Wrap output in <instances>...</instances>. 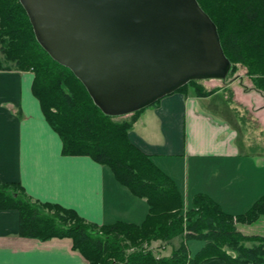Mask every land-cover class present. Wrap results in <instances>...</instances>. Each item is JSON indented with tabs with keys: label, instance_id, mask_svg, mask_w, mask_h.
I'll return each instance as SVG.
<instances>
[{
	"label": "trees",
	"instance_id": "1",
	"mask_svg": "<svg viewBox=\"0 0 264 264\" xmlns=\"http://www.w3.org/2000/svg\"><path fill=\"white\" fill-rule=\"evenodd\" d=\"M197 1L216 24L232 63L227 80L244 68L257 90L264 92V0ZM0 71L33 73L34 95L60 136L64 155L87 156L108 167L119 183L149 206L140 226H99L74 210L31 199L20 183L0 182V211L19 212L20 236L40 241L71 239L89 264H205L214 260L264 264V237L245 236L237 228L238 223L255 225L264 218V195L237 216L201 193L186 206L176 183L130 141L129 134L146 109L122 121L126 116L105 115L73 72L39 45L19 0H0ZM202 82L193 81L178 92L193 89L198 96H209L212 93ZM177 238L183 242L168 257L157 259L142 250L144 243L171 245ZM191 241L204 244L192 257ZM130 249L135 250L130 253Z\"/></svg>",
	"mask_w": 264,
	"mask_h": 264
},
{
	"label": "crops",
	"instance_id": "2",
	"mask_svg": "<svg viewBox=\"0 0 264 264\" xmlns=\"http://www.w3.org/2000/svg\"><path fill=\"white\" fill-rule=\"evenodd\" d=\"M34 80L31 72L0 71V182L20 183L31 199L74 210L99 226L142 225L149 213L146 200L92 158L64 155L34 95ZM204 82L212 94L202 97L190 89L165 97L141 113L129 138L176 183L186 206L201 193L237 216L264 195V150L242 137L239 114H251L264 130V106H241L229 98L227 81L221 87L217 80ZM19 231V212L0 211V264H89L71 239L40 241ZM182 242L175 239L165 254ZM188 245L191 257L204 247Z\"/></svg>",
	"mask_w": 264,
	"mask_h": 264
},
{
	"label": "water",
	"instance_id": "3",
	"mask_svg": "<svg viewBox=\"0 0 264 264\" xmlns=\"http://www.w3.org/2000/svg\"><path fill=\"white\" fill-rule=\"evenodd\" d=\"M39 45L107 116L152 107L232 63L197 0H19Z\"/></svg>",
	"mask_w": 264,
	"mask_h": 264
},
{
	"label": "rangeland",
	"instance_id": "4",
	"mask_svg": "<svg viewBox=\"0 0 264 264\" xmlns=\"http://www.w3.org/2000/svg\"><path fill=\"white\" fill-rule=\"evenodd\" d=\"M204 83L205 82H202L203 85ZM214 83L215 84L218 83L220 87L224 84L221 81L214 82ZM227 85H228L227 94L229 98H231L234 101H237L238 103L240 102L241 106L243 105L250 106L252 103L255 104L256 108L257 107L261 108L264 106V92L257 90L254 81L251 78L247 77V70H245L244 68L240 69L235 74V76L227 80ZM246 93H249V94H246ZM260 110L264 111V107ZM240 112L241 113L239 114V116H240L242 127H243L242 137H244L247 141L251 142L252 147L258 148L259 152L262 151L261 149L264 150V134H263L264 130L261 127L260 123L259 122L257 123L255 120H253L251 114L245 111H240ZM127 117L128 116H126L125 118H120L119 120L122 121V119H126ZM262 117H263L262 122L264 124V115ZM237 228L239 232H241L245 236L264 237V218H262L255 225H247V224L238 223ZM196 243H198L200 247L203 246L201 242H193V241L190 242V244H196ZM193 250H197V249L193 248Z\"/></svg>",
	"mask_w": 264,
	"mask_h": 264
},
{
	"label": "built area",
	"instance_id": "5",
	"mask_svg": "<svg viewBox=\"0 0 264 264\" xmlns=\"http://www.w3.org/2000/svg\"><path fill=\"white\" fill-rule=\"evenodd\" d=\"M135 249H132L131 252H134ZM142 250L144 252H151L156 256L157 259H161L163 257V253L166 250V245L162 242H155L152 244L144 243L142 246Z\"/></svg>",
	"mask_w": 264,
	"mask_h": 264
}]
</instances>
